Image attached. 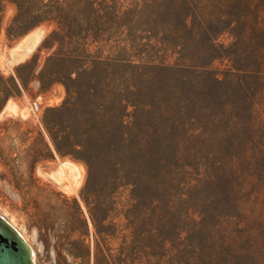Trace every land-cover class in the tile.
I'll return each instance as SVG.
<instances>
[{"label": "trees", "instance_id": "obj_1", "mask_svg": "<svg viewBox=\"0 0 264 264\" xmlns=\"http://www.w3.org/2000/svg\"><path fill=\"white\" fill-rule=\"evenodd\" d=\"M6 4L17 9L11 38L53 27L44 47L55 51L38 74L31 62L14 78L0 71V102L20 96L27 84L20 72L30 67L42 91L55 84L67 91L43 126L55 151L88 171L83 198L95 250L79 239L84 253L72 257L264 264L255 9L247 15L244 0H0V22ZM227 34L235 39L229 46L221 42ZM249 37L254 46L242 52ZM115 236L117 251L110 249Z\"/></svg>", "mask_w": 264, "mask_h": 264}, {"label": "rangeland", "instance_id": "obj_2", "mask_svg": "<svg viewBox=\"0 0 264 264\" xmlns=\"http://www.w3.org/2000/svg\"><path fill=\"white\" fill-rule=\"evenodd\" d=\"M244 5L246 13L250 10L247 15L255 9L260 17L262 35L258 42V61L263 72L261 109L264 112V0H244ZM226 13L228 19L235 14L230 3ZM16 14V7L6 4L0 22V71L5 78L17 77V69L27 62L37 66L38 74L55 51L44 47L53 30L51 26L37 28L19 39L9 37L8 28ZM252 27L251 22L247 23L244 32L251 34ZM251 38L242 52L253 48ZM221 42L229 46L235 39L227 34ZM32 71L33 67L21 70L27 84L22 87L19 97L10 99L6 105L0 102V215L31 246L35 264H83L72 257V253H84L75 243L84 239L93 253L96 239L83 198L87 167L72 157L60 156L43 126L46 111L61 107L67 91L62 84L42 91L40 84L31 80ZM36 103L39 106L37 113L33 109ZM39 134L43 135L44 142ZM45 143L49 145L50 158ZM63 164L77 169L74 185L60 173ZM114 200H110L112 210ZM121 242L118 236L113 237L110 249L117 251ZM86 264H94L93 258Z\"/></svg>", "mask_w": 264, "mask_h": 264}, {"label": "water", "instance_id": "obj_3", "mask_svg": "<svg viewBox=\"0 0 264 264\" xmlns=\"http://www.w3.org/2000/svg\"><path fill=\"white\" fill-rule=\"evenodd\" d=\"M0 264H35L31 246L1 215Z\"/></svg>", "mask_w": 264, "mask_h": 264}, {"label": "bare ground", "instance_id": "obj_4", "mask_svg": "<svg viewBox=\"0 0 264 264\" xmlns=\"http://www.w3.org/2000/svg\"><path fill=\"white\" fill-rule=\"evenodd\" d=\"M37 42V41H36ZM60 173L65 176V178H68L71 182L72 185H74L75 179L74 176L76 177L77 174V169L73 166H68L67 164H63L60 170ZM17 230V229H16ZM18 231V230H17ZM19 232V231H18ZM21 235V233L19 232ZM22 236V235H21ZM23 237V236H22ZM24 238V237H23ZM27 242V241H26Z\"/></svg>", "mask_w": 264, "mask_h": 264}, {"label": "built area", "instance_id": "obj_5", "mask_svg": "<svg viewBox=\"0 0 264 264\" xmlns=\"http://www.w3.org/2000/svg\"><path fill=\"white\" fill-rule=\"evenodd\" d=\"M34 106H35V107H34L33 109H34L35 113H37V112L39 111V106H38L37 103H36Z\"/></svg>", "mask_w": 264, "mask_h": 264}]
</instances>
